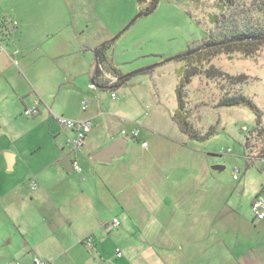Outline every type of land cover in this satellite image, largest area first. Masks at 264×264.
Returning a JSON list of instances; mask_svg holds the SVG:
<instances>
[{
    "label": "crops",
    "instance_id": "1",
    "mask_svg": "<svg viewBox=\"0 0 264 264\" xmlns=\"http://www.w3.org/2000/svg\"><path fill=\"white\" fill-rule=\"evenodd\" d=\"M81 2L0 0V17L7 12L19 22L12 31L0 20V216L10 219L4 224L0 217V231L9 229L0 264H33L34 258L51 264H264V220L255 221L250 209L257 196L264 198V168L247 160L261 155L244 141L239 179L226 180L186 142L175 111L160 129L150 114L131 109L125 95L109 94L103 104L98 90L104 88L89 86L105 42L84 38L75 25V17L83 19ZM32 107L39 114L28 120L24 111ZM56 117L91 124L83 148L71 156L79 173L59 165L74 133ZM26 131L51 142L32 164L17 148ZM118 138L127 141L121 157L92 160ZM6 153L14 155L11 169ZM113 218L121 223L115 230ZM13 238L18 246L11 251Z\"/></svg>",
    "mask_w": 264,
    "mask_h": 264
},
{
    "label": "rangeland",
    "instance_id": "2",
    "mask_svg": "<svg viewBox=\"0 0 264 264\" xmlns=\"http://www.w3.org/2000/svg\"><path fill=\"white\" fill-rule=\"evenodd\" d=\"M83 1L84 13L78 16L83 19L75 17V25L84 31V38H98L100 42H107L118 36L136 18L140 9L149 5L148 2L139 7L136 0ZM230 1L232 7L221 12L217 9L218 0H198L197 4L189 0H158L155 10L146 17L136 19L107 52L122 75L160 63L147 72L130 76L128 85L114 91L119 99L125 95L131 109H142L146 115L150 114L148 118L158 124L160 129L167 127L172 121L170 119L177 107L176 89L179 81L185 75H192L189 84L184 88L188 120L200 135H205L211 128L214 133L205 140L186 142L200 151L210 166L224 167L217 175L225 177L226 180H231L230 176L235 167L239 168L244 164L242 157L245 137L251 136L248 143L250 148L256 154L264 155L259 150L264 149V137L262 134L253 133L256 124L253 112L244 106H221L224 99L241 95L259 109L264 124V46L253 56L232 51L228 53L217 46L210 47L218 43L213 41V37L224 23L240 21L243 19L241 16L248 13L249 0ZM28 13H36V8L28 9ZM5 14V18L1 16L0 20L4 30H8L14 21L10 14ZM213 17L217 18L215 22ZM252 18L259 20L256 15H252ZM15 22L19 26V22ZM41 23H46V20ZM8 36L3 38L7 40ZM0 48L3 51L1 43ZM199 48L201 50L197 54L166 62ZM98 91L101 92L103 104H107L111 91ZM154 102L157 103L155 107ZM145 106L148 108L145 109ZM26 118L31 120L32 117ZM35 123L32 121L40 135V128ZM28 126L26 121L25 128ZM12 136L14 137L13 134ZM37 137L36 133L26 131L17 143L25 164H32L40 155L47 154L46 149L51 147V142L41 143ZM228 148L231 153H227ZM67 154L72 157L76 155ZM250 165L259 166L258 162ZM0 217L1 221L10 220L7 215ZM2 223L5 224L4 221ZM8 232L7 227L1 228L0 245L7 242ZM16 234L13 232L12 235L15 239ZM15 239H12L11 251L18 246ZM13 256L18 255L14 252Z\"/></svg>",
    "mask_w": 264,
    "mask_h": 264
},
{
    "label": "trees",
    "instance_id": "3",
    "mask_svg": "<svg viewBox=\"0 0 264 264\" xmlns=\"http://www.w3.org/2000/svg\"><path fill=\"white\" fill-rule=\"evenodd\" d=\"M139 7L143 6L149 2V5L144 9H140L142 17H146L152 13V9L156 4V0H136ZM198 3V0H189ZM230 0H218L217 9L221 12L227 8L232 7ZM249 9L246 15L241 16L242 20H232L228 23H224L215 33L214 40L218 42L213 44L221 49L229 52H239L246 56H253L259 51V49L264 46V0H249ZM250 10V11H249ZM252 15H256L259 20L252 18ZM245 16V17H244ZM217 20L213 17V21ZM13 23V22H12ZM11 23V26H12ZM132 25V24H131ZM130 25V26H131ZM129 26V27H130ZM128 27V28H129ZM126 28L123 32H125ZM122 32V33H123ZM7 33H10L7 31ZM121 33V34H122ZM120 34V35H121ZM103 43L96 51V59L98 63L96 74L94 75L92 82L98 87L100 85V76L102 71L108 72L118 78V81L114 88H120L124 86L129 81V77H124L119 70L113 67L110 58L107 55L108 50L113 45L114 41L120 36ZM214 46V47H215ZM216 48V47H215ZM231 48V50H228ZM197 54V53H196ZM147 72V71H145ZM192 75H185L180 81L176 89V102L177 108L173 114V120L178 125L180 132L187 138V140L201 141L208 138L214 133V129L211 128L205 135H200L196 130L193 129L190 124L187 114L185 112L184 105V88L189 84ZM102 88H104L102 86ZM221 106L234 107V106H244L249 108L256 118L255 128L253 129L254 134H262L264 137V128L262 127L261 112L259 109L247 98L239 95L226 98L221 102ZM263 132V133H262ZM251 136L245 137V145H248ZM264 153V150H261ZM259 158L264 157V155L258 156Z\"/></svg>",
    "mask_w": 264,
    "mask_h": 264
},
{
    "label": "built area",
    "instance_id": "4",
    "mask_svg": "<svg viewBox=\"0 0 264 264\" xmlns=\"http://www.w3.org/2000/svg\"><path fill=\"white\" fill-rule=\"evenodd\" d=\"M12 27H14L12 29V31H14V29L17 27V23L14 22L12 23ZM11 31V32H12ZM118 81V78L115 77L114 75L102 71V74L100 76V85L102 88V86L104 87V89H108L111 90L112 88H114V86L116 85ZM89 89L91 90H97L98 86L96 84H91L89 86ZM111 98L114 99L115 98V93L111 92ZM86 107H83L82 110L84 111ZM39 114V109L36 107H32L29 109H26L24 111V115L26 117H35L36 115ZM57 123L65 130L68 131H72L74 133V136L70 139H68L67 143H66V149L68 151V153H76L81 151V149L83 148L85 139L87 137V135L89 134V132L91 131V124L88 120H71L65 117H56L55 118ZM243 131L246 132V129L243 128ZM139 135V131H134L131 134L132 138H136ZM127 137V135H126ZM142 147H146V143H142ZM227 153H230V149H227ZM72 158V157H71ZM247 160L250 163L253 162H258L259 166L264 168V157L259 158L257 155H250L248 156ZM72 169L73 171L79 173L80 167L76 164V162H74V160H72ZM241 174V171L239 168L235 167L233 172H232V178L233 180L237 181L239 179V176ZM251 215L253 217V219L255 221H262L264 220V198L257 196L253 202L251 203ZM121 223L118 219L113 218L111 220L110 226H111V230H115L118 229L120 227ZM88 243L90 242V240L87 241ZM117 255L119 256L120 253L118 252ZM14 264H19V263H14ZM33 264H51L46 260H42L39 258H34L33 259Z\"/></svg>",
    "mask_w": 264,
    "mask_h": 264
},
{
    "label": "water",
    "instance_id": "5",
    "mask_svg": "<svg viewBox=\"0 0 264 264\" xmlns=\"http://www.w3.org/2000/svg\"><path fill=\"white\" fill-rule=\"evenodd\" d=\"M157 3H158V0H156V4H155L154 8L151 10L152 12L155 10ZM139 17H142V14L141 13H139L136 16V18L126 28H128ZM211 46H215V45H210V47ZM200 50H201V48L188 51V52L183 53L181 55H178V56H176V57H174L172 59H168V60H166V62H170V61H172L174 59H180V58H185V57L191 56V55L199 52ZM159 64H155L152 67H148V68H144V69H138V70H136L134 72H131L129 74L124 75V77H130V76H133V75H136V74H141V73H143L145 71H149L152 68H155ZM97 67H98V63H96V68ZM126 149H127V141H126V139L125 138H118L116 141H114L113 143H111L105 149H103L100 152H98L97 154H95L92 157V160L94 162L109 163L111 160L121 157L125 153ZM5 160H6V164H7L8 169H11L12 166H13V164H14V155L13 154H10V153H6L5 154ZM59 165H61L63 167V169L67 173H72L73 172V169H72V159H71V156L69 154H67L59 162ZM212 169L215 170V171H222V170H224V167H222V166H213Z\"/></svg>",
    "mask_w": 264,
    "mask_h": 264
}]
</instances>
